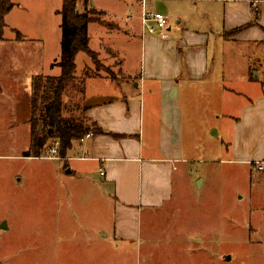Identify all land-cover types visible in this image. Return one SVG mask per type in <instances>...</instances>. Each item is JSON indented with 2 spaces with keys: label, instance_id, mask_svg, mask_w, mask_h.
I'll return each instance as SVG.
<instances>
[{
  "label": "crops",
  "instance_id": "obj_1",
  "mask_svg": "<svg viewBox=\"0 0 264 264\" xmlns=\"http://www.w3.org/2000/svg\"><path fill=\"white\" fill-rule=\"evenodd\" d=\"M93 1L86 0L87 6L102 11L101 19L110 25L89 22L88 47L113 72H92L88 55L89 59L81 61L76 94L82 116L102 132H89L88 137L72 141L62 157L60 172L86 180L99 190L101 199H112L115 215L111 237L132 240L138 235L143 214L171 199L179 170L188 184L190 161L223 162L242 169L246 178H256L248 189L255 209L249 207L243 214L248 220L250 213L258 214L257 223L250 228L264 239V197L257 194L264 181V0H147L146 9L169 19L165 37L144 31L137 0L124 2L126 13L121 23L111 18L109 9ZM135 36L141 42H130ZM92 38L98 42H90ZM4 41L1 35L0 47ZM33 45L30 55H0V78L11 80L13 74L17 79L12 86L20 89L24 88L20 86V76L24 75L29 104L31 78L50 75L55 62L44 43ZM249 46L254 47L253 57ZM6 47L13 48L4 45V51ZM2 86L5 83L0 82V94L5 95ZM19 95L13 96L11 107L4 109V104L0 108L6 112L4 126L13 138L21 132L16 122ZM28 119L29 108L22 117L24 145L17 157L56 159L23 155L29 146ZM219 134L225 139L219 140L223 155L210 156L209 148L199 156L203 135L216 138ZM258 165L261 170H257ZM201 181L204 179H199V186Z\"/></svg>",
  "mask_w": 264,
  "mask_h": 264
},
{
  "label": "rangeland",
  "instance_id": "obj_2",
  "mask_svg": "<svg viewBox=\"0 0 264 264\" xmlns=\"http://www.w3.org/2000/svg\"><path fill=\"white\" fill-rule=\"evenodd\" d=\"M10 1L12 10L8 16H3L5 24L0 35L5 38V44L0 47V55L9 54L15 58L24 53L30 55L35 47L33 43L38 42L45 44L56 62L60 51L58 10L61 0ZM93 2L109 9L113 13L111 18L121 23L120 18L126 13L123 4L128 1ZM84 4V0H77L79 10ZM89 33L94 36L92 30ZM19 40L25 43H18ZM90 42L98 41L92 38ZM130 42L141 41L135 36ZM4 45L13 48L8 50L6 47L7 51H4ZM252 50L254 47L249 46L250 55ZM136 53L134 48V56ZM89 57L93 62L92 72H113L96 52ZM89 57L83 51L77 53L74 77L63 97L67 109L74 115L79 112L72 110L76 104H81L76 94L81 61ZM59 72L60 68L53 64L50 75ZM24 77L20 76V86L24 87L20 89L12 86L17 79L13 74L11 80L0 78L6 91L5 95L0 94V108L4 104V109L11 107L12 98L20 94L16 122L21 128L19 137L8 135L4 126L6 112L0 110V264H264V239L252 230L259 216L250 213L248 220L243 214L249 207L255 209V201L252 195L248 197V189L250 184L254 186L256 178H246L242 169L219 161H190L187 167L192 176L186 179L189 185L184 184L182 170H179L174 178L171 199L158 209L143 214L138 222L137 237L113 239L112 199L110 202L101 199L99 190L86 180L61 173L64 159L58 153L56 159L50 161L17 157L24 145L22 117L29 108V88L23 85ZM225 124L227 129L229 124ZM222 137V134L216 138L215 135L214 138L203 135L199 143L202 152L198 155L208 153L209 148L210 156L223 155L219 141L225 140ZM213 144H216L215 150ZM46 146L42 156L53 158L49 153L51 145ZM4 154L12 157H2ZM53 168L56 176H53ZM200 178L204 181L197 186L196 181ZM258 189L257 194L264 197V181ZM243 192H247L245 198L235 199ZM223 255H229V260H220Z\"/></svg>",
  "mask_w": 264,
  "mask_h": 264
},
{
  "label": "trees",
  "instance_id": "obj_3",
  "mask_svg": "<svg viewBox=\"0 0 264 264\" xmlns=\"http://www.w3.org/2000/svg\"><path fill=\"white\" fill-rule=\"evenodd\" d=\"M84 2L85 6L79 10L77 0H62L58 10L61 31L60 51L58 60L53 64L60 68L59 74L55 76L36 74L31 78L28 119L30 137L24 156H42L46 145L50 144L51 147L56 148V153L62 158L72 141L79 140L89 132H102L94 122H89L82 116L78 104L72 110L78 111V115L68 110L67 102L63 98L74 77L75 55L80 51L91 57L94 55L88 47V23L110 25L101 19L102 11L87 7L86 0ZM11 7L10 0H0V33L3 16ZM219 258L223 260L221 256Z\"/></svg>",
  "mask_w": 264,
  "mask_h": 264
},
{
  "label": "built area",
  "instance_id": "obj_4",
  "mask_svg": "<svg viewBox=\"0 0 264 264\" xmlns=\"http://www.w3.org/2000/svg\"><path fill=\"white\" fill-rule=\"evenodd\" d=\"M141 5V24L143 25L144 31L149 34H154L159 37L166 36V26L169 22L168 17L157 11L148 10L145 8V4L147 0H137ZM90 134L86 133L83 137L80 138L82 140L84 137H88ZM50 157H57L56 156V148L51 147L49 150ZM257 170H261L262 166L258 165ZM100 174L102 175L103 172L100 169Z\"/></svg>",
  "mask_w": 264,
  "mask_h": 264
},
{
  "label": "water",
  "instance_id": "obj_5",
  "mask_svg": "<svg viewBox=\"0 0 264 264\" xmlns=\"http://www.w3.org/2000/svg\"><path fill=\"white\" fill-rule=\"evenodd\" d=\"M196 185L199 186V180L196 181ZM222 258L224 260H229L230 256L229 255H223Z\"/></svg>",
  "mask_w": 264,
  "mask_h": 264
}]
</instances>
